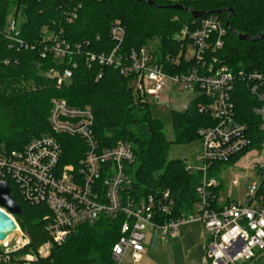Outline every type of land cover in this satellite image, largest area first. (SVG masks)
Wrapping results in <instances>:
<instances>
[{
  "label": "built area",
  "instance_id": "1",
  "mask_svg": "<svg viewBox=\"0 0 264 264\" xmlns=\"http://www.w3.org/2000/svg\"><path fill=\"white\" fill-rule=\"evenodd\" d=\"M160 1L176 4L179 0ZM76 13L68 17V23L77 18ZM19 18L12 15L8 19L6 34L11 46L34 50L35 46L25 44L20 37L23 21ZM43 33L42 58L51 56L61 62L83 52V44L64 39L63 29H45ZM227 33L218 15H205L184 25L172 37L182 43V48L164 55L158 63L151 46L124 51L126 29L116 21L110 28L114 48L107 53H85L88 67L96 64L115 68L125 78H132L130 86L144 103L148 97L163 102L166 93L177 90L190 95L192 102L203 100L198 105L199 113L212 117L216 125L199 132L202 166L194 171L187 163L188 173L202 176L193 213L175 217L170 191L136 201L132 196L134 180L128 173L136 162L132 146L121 141L113 147H102L94 132L91 108L71 107L65 100L56 99L48 134L33 139L23 151L0 149V182L9 186L12 182L25 204L47 208L49 214L43 221L49 240L37 253L26 255L19 254L30 243L24 234L14 244L2 242L0 264H31L38 258L47 259L54 246H62L80 227L92 226L104 217L123 218L121 237L111 253L114 264H140L146 245L178 237L183 227L195 224H201L205 231L209 264H251L264 257V196L259 194V185L250 187L242 203H221L216 193L220 187L218 178L210 176L213 167L231 162L252 146L250 126L238 120L234 104V88L240 81L250 85L258 103L253 112L264 132V71L234 73L219 63L214 54L223 48ZM72 65L77 66L74 62ZM179 69L186 71L175 73ZM49 75L58 77L59 88L72 79L69 69L61 75L51 70ZM64 136L77 138L84 146L76 163H63ZM0 210L9 214L1 207Z\"/></svg>",
  "mask_w": 264,
  "mask_h": 264
},
{
  "label": "trees",
  "instance_id": "2",
  "mask_svg": "<svg viewBox=\"0 0 264 264\" xmlns=\"http://www.w3.org/2000/svg\"><path fill=\"white\" fill-rule=\"evenodd\" d=\"M151 1L161 8L137 0H0V117L6 121L4 132H0V149L23 151L33 139L48 134L52 103L56 99L75 108L89 107L94 116V132L102 147H113L123 141L133 148L136 162L128 173L134 180V199L140 201L160 191H170L175 202L174 216L182 218L194 211L202 176L188 173L185 160L169 161L170 147L200 141V130L214 127L216 121L199 113L198 105L203 100L198 99L183 113L173 111L175 140H169L162 121L154 118L148 104L133 92L132 78H125L115 68L96 64L88 67L85 53L111 51L114 44L110 28L119 21L126 29L123 50L151 46L161 63V57L182 48V43L172 37L184 25L199 20L190 12L169 8L181 5L193 12L222 11L216 15L230 29L223 48L214 54L219 63L234 73L263 72L264 39H255L264 35V0H179L176 4ZM75 11L77 18L68 23V17ZM12 15L23 19L20 37L25 44L35 46L34 50L11 46L6 26ZM59 28L71 44H83V52L61 62L51 56L42 58L43 31L57 32ZM65 69L72 71V79L59 88L58 77L49 73L54 70L61 75ZM185 71L179 69L175 73ZM233 96L238 120L250 126L252 146L231 162L213 167L212 177L250 151L262 150L264 145V132L253 112L258 103L250 85L238 82ZM61 141L63 163H76L84 152L82 142L68 136L61 137ZM260 177L259 194L264 196V170ZM10 186L12 196L22 208L15 219L30 241L19 254L37 253L49 240L43 221L49 212L45 206L25 204L12 182ZM122 225V217H104L92 226L80 227L65 244L54 246L49 258H38L31 264H114L112 248L121 237Z\"/></svg>",
  "mask_w": 264,
  "mask_h": 264
},
{
  "label": "rangeland",
  "instance_id": "3",
  "mask_svg": "<svg viewBox=\"0 0 264 264\" xmlns=\"http://www.w3.org/2000/svg\"><path fill=\"white\" fill-rule=\"evenodd\" d=\"M19 20L23 19L20 17ZM165 95L166 100L163 102L154 97H148L147 104L152 116L162 121L165 136L174 141L172 113L173 111L185 112L192 102V97L182 90L168 92ZM5 125L6 121L0 117V132H4ZM202 151L201 141L190 144H172L168 159L169 161L186 160L188 166L196 171L202 166L199 159ZM263 170L264 145L262 150L250 151L236 164L226 166L217 174L220 183L219 201L221 203L244 202L250 187L254 183L260 186V172ZM16 194L14 193L15 196ZM20 230L24 234L21 228ZM205 246L206 234L201 224L183 227L178 237L160 239L152 246L146 245L147 252L140 264H209ZM251 264H264V257Z\"/></svg>",
  "mask_w": 264,
  "mask_h": 264
},
{
  "label": "water",
  "instance_id": "4",
  "mask_svg": "<svg viewBox=\"0 0 264 264\" xmlns=\"http://www.w3.org/2000/svg\"><path fill=\"white\" fill-rule=\"evenodd\" d=\"M137 1L145 2L150 6L161 8L160 5H158L157 3L151 0H137ZM169 8L174 10L190 12L194 19H199L205 15L220 14L222 12V11L214 12V13L193 12L190 9L183 8L181 5H173ZM227 28L230 29L229 24H227ZM239 38L244 40L249 39L248 37L245 36H240ZM262 39H264V35L256 38L255 41H259ZM0 207L5 209L11 216H19L22 213V208L12 196L11 189L8 183L0 182ZM9 214L0 210V243L5 242L7 239H16L21 236L19 224Z\"/></svg>",
  "mask_w": 264,
  "mask_h": 264
},
{
  "label": "bare ground",
  "instance_id": "5",
  "mask_svg": "<svg viewBox=\"0 0 264 264\" xmlns=\"http://www.w3.org/2000/svg\"><path fill=\"white\" fill-rule=\"evenodd\" d=\"M17 240H18V238H16V239H7V240L5 241V243L14 244V243L17 242Z\"/></svg>",
  "mask_w": 264,
  "mask_h": 264
},
{
  "label": "crops",
  "instance_id": "6",
  "mask_svg": "<svg viewBox=\"0 0 264 264\" xmlns=\"http://www.w3.org/2000/svg\"><path fill=\"white\" fill-rule=\"evenodd\" d=\"M206 247V246H205Z\"/></svg>",
  "mask_w": 264,
  "mask_h": 264
}]
</instances>
